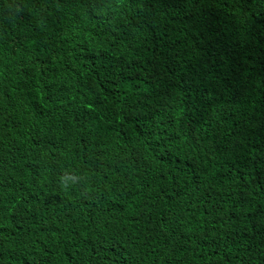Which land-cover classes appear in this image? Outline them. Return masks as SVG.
<instances>
[{
	"label": "trees",
	"instance_id": "obj_1",
	"mask_svg": "<svg viewBox=\"0 0 264 264\" xmlns=\"http://www.w3.org/2000/svg\"><path fill=\"white\" fill-rule=\"evenodd\" d=\"M0 264H264V0H0Z\"/></svg>",
	"mask_w": 264,
	"mask_h": 264
}]
</instances>
